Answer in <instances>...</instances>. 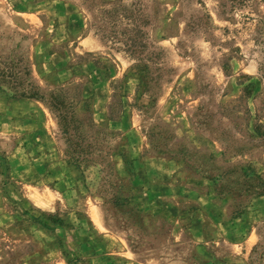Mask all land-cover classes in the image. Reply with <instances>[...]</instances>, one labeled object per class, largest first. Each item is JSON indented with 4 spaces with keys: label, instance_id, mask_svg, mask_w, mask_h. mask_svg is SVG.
<instances>
[{
    "label": "rangeland",
    "instance_id": "obj_1",
    "mask_svg": "<svg viewBox=\"0 0 264 264\" xmlns=\"http://www.w3.org/2000/svg\"><path fill=\"white\" fill-rule=\"evenodd\" d=\"M129 17L142 62L110 38ZM0 55L94 153L0 90V264H264V0H0Z\"/></svg>",
    "mask_w": 264,
    "mask_h": 264
},
{
    "label": "trees",
    "instance_id": "obj_2",
    "mask_svg": "<svg viewBox=\"0 0 264 264\" xmlns=\"http://www.w3.org/2000/svg\"><path fill=\"white\" fill-rule=\"evenodd\" d=\"M105 13L111 19L112 27L116 28L118 20L113 19L111 12ZM114 17L116 18V15ZM126 19L129 20L131 28L120 33L113 31L110 38L115 41L119 38L118 36H122L123 39L118 41L122 44V51L137 62H142L147 47L143 42L145 33L132 17ZM146 68L147 66L141 63L135 66V70L140 71L143 79L146 78L143 75ZM31 74V67L25 62L23 55H16L15 57L0 55V90L7 91L13 98H36L46 102L55 113L61 131L66 138V153L71 162L79 169L83 166L86 167L88 163L93 162L90 157L94 154L90 151L93 145L90 143V138L79 131L74 106L68 102L62 90L52 92L45 97L40 88L33 83ZM260 247L262 248V246ZM256 251H258V247Z\"/></svg>",
    "mask_w": 264,
    "mask_h": 264
}]
</instances>
